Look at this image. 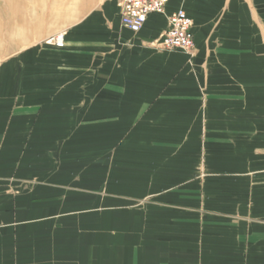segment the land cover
<instances>
[{
    "label": "crops",
    "instance_id": "crops-1",
    "mask_svg": "<svg viewBox=\"0 0 264 264\" xmlns=\"http://www.w3.org/2000/svg\"><path fill=\"white\" fill-rule=\"evenodd\" d=\"M118 0L0 61V264H264V0Z\"/></svg>",
    "mask_w": 264,
    "mask_h": 264
},
{
    "label": "rangeland",
    "instance_id": "rangeland-1",
    "mask_svg": "<svg viewBox=\"0 0 264 264\" xmlns=\"http://www.w3.org/2000/svg\"><path fill=\"white\" fill-rule=\"evenodd\" d=\"M104 0H0V61L45 43ZM120 8V0H118Z\"/></svg>",
    "mask_w": 264,
    "mask_h": 264
},
{
    "label": "built area",
    "instance_id": "built-area-1",
    "mask_svg": "<svg viewBox=\"0 0 264 264\" xmlns=\"http://www.w3.org/2000/svg\"><path fill=\"white\" fill-rule=\"evenodd\" d=\"M169 0H120L121 26L133 34H137L149 16L162 15L166 19V29L161 38L153 42L159 50L168 52H183L192 56L195 43L192 33V20L184 10L166 14ZM46 45L56 48L63 47V34H57L45 41Z\"/></svg>",
    "mask_w": 264,
    "mask_h": 264
}]
</instances>
